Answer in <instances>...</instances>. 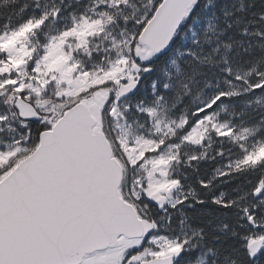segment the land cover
I'll return each mask as SVG.
<instances>
[{
	"label": "snow or ice",
	"instance_id": "1",
	"mask_svg": "<svg viewBox=\"0 0 264 264\" xmlns=\"http://www.w3.org/2000/svg\"><path fill=\"white\" fill-rule=\"evenodd\" d=\"M0 264H264V0H0Z\"/></svg>",
	"mask_w": 264,
	"mask_h": 264
}]
</instances>
